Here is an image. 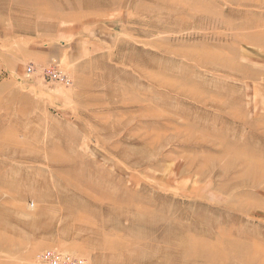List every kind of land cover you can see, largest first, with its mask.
<instances>
[{"label": "rangeland", "instance_id": "obj_1", "mask_svg": "<svg viewBox=\"0 0 264 264\" xmlns=\"http://www.w3.org/2000/svg\"><path fill=\"white\" fill-rule=\"evenodd\" d=\"M0 264H264V0H0Z\"/></svg>", "mask_w": 264, "mask_h": 264}]
</instances>
